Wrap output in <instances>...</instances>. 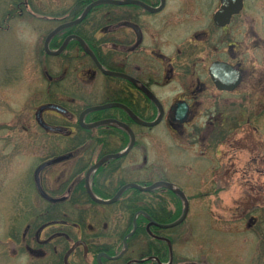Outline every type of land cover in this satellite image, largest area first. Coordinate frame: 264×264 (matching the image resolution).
Listing matches in <instances>:
<instances>
[{"label": "flooded vegetation", "instance_id": "1", "mask_svg": "<svg viewBox=\"0 0 264 264\" xmlns=\"http://www.w3.org/2000/svg\"><path fill=\"white\" fill-rule=\"evenodd\" d=\"M0 5L1 210L20 219L0 264L217 263L188 255L178 221L195 197L171 181L202 168L170 157L196 146L199 118L250 154L264 132V13L248 0Z\"/></svg>", "mask_w": 264, "mask_h": 264}, {"label": "rangeland", "instance_id": "2", "mask_svg": "<svg viewBox=\"0 0 264 264\" xmlns=\"http://www.w3.org/2000/svg\"><path fill=\"white\" fill-rule=\"evenodd\" d=\"M248 6L252 16L264 13V0H248ZM5 8L0 5V14ZM1 49L5 56L10 52L8 47ZM0 73H3L1 67ZM196 122L197 126H202L199 134L206 140L201 143L198 141L201 137H197L196 146L187 142V154L181 155L179 150L170 157L183 164L181 170H187V174L198 170L199 166L202 168L200 180L188 177L182 171L172 174L171 178L176 186L195 197V208L190 213L187 211L184 218L187 219L188 255L193 257L196 253L207 262L214 255L215 264H264L261 261L264 258V132L258 134V138L252 137L249 154L241 149L243 141L239 143V135H233L237 140L233 143L226 131L212 133L206 119L199 118ZM258 125L264 128V117L257 118ZM169 143L171 145V141ZM160 161L166 162L156 155V162L161 164ZM167 164L168 173L173 167ZM5 203V198L0 197V255L6 223L20 220L15 211L1 210ZM249 220L257 224H252L249 236H246L243 232L247 231Z\"/></svg>", "mask_w": 264, "mask_h": 264}, {"label": "water", "instance_id": "3", "mask_svg": "<svg viewBox=\"0 0 264 264\" xmlns=\"http://www.w3.org/2000/svg\"><path fill=\"white\" fill-rule=\"evenodd\" d=\"M240 7V6H239ZM239 7H237V9H236V11L239 9ZM158 184H165V185H167L168 187H170V188H172V189H174L175 187H174V185L173 184H170V183H158ZM186 214H187V209H186V211L184 212V215L182 216V218H181V220H179L178 221V223H181L183 220H184V218L186 217ZM178 223H175V224H178Z\"/></svg>", "mask_w": 264, "mask_h": 264}]
</instances>
